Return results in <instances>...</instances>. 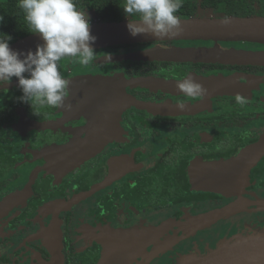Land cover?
I'll return each instance as SVG.
<instances>
[{
    "label": "flooded vegetation",
    "instance_id": "af4514ba",
    "mask_svg": "<svg viewBox=\"0 0 264 264\" xmlns=\"http://www.w3.org/2000/svg\"><path fill=\"white\" fill-rule=\"evenodd\" d=\"M19 9L0 0L9 44L33 34ZM176 15L264 17V0H183ZM150 49L157 55L122 57ZM95 51L87 66L59 62L76 82L71 110L32 109L15 77L0 85V264H179L264 227V150L253 155L264 146V44L159 39ZM189 75L206 94L177 89ZM237 203L219 221L196 222Z\"/></svg>",
    "mask_w": 264,
    "mask_h": 264
},
{
    "label": "clouds",
    "instance_id": "9594fccd",
    "mask_svg": "<svg viewBox=\"0 0 264 264\" xmlns=\"http://www.w3.org/2000/svg\"><path fill=\"white\" fill-rule=\"evenodd\" d=\"M119 6L132 36L151 33L171 38L180 34L181 18L176 13L183 0H121ZM18 7L25 13L28 31L39 33L43 43L35 51L23 53L10 47V35L0 33V85L15 77L22 91L18 99L32 109L39 106L71 110V103H66L70 82L59 71V62L71 58L87 66L98 59L93 47L96 36L90 32L87 12L77 0H18ZM220 23H231V17L224 16ZM104 58L111 59L109 55ZM176 87L189 98L207 91L191 75L178 81ZM235 102L243 106L248 101L237 94Z\"/></svg>",
    "mask_w": 264,
    "mask_h": 264
},
{
    "label": "water",
    "instance_id": "95a60500",
    "mask_svg": "<svg viewBox=\"0 0 264 264\" xmlns=\"http://www.w3.org/2000/svg\"><path fill=\"white\" fill-rule=\"evenodd\" d=\"M221 19H205V18H189L181 19L180 34L175 37L158 38L151 33L139 34L132 36L127 27V20L119 21H98L90 23V32L96 36L93 45L94 49H101L108 46L126 43L150 42L159 39H202L217 41H248L256 44H264V17H244L231 18V23L222 24ZM43 40L39 33H33L14 43L10 47L14 50L26 53L28 50L35 51L38 44H42ZM157 51L152 49L135 51L123 55V58H149L157 55ZM202 56H215L217 54L214 49H203L197 53ZM121 59L120 56H117ZM158 80L154 78H136L131 77L128 82L135 85H155ZM76 82L70 81L69 94L74 96V86ZM212 90H216L212 88ZM92 92V91H91ZM95 93H97L95 91ZM102 94V93H99ZM128 98V97H127ZM71 100V97H70ZM69 100V101H70ZM124 100V99H122ZM71 103V102H70ZM152 105H149L150 108ZM264 146L255 149L253 155L256 158L262 151ZM243 171L238 170V189L244 182L242 179ZM217 183V189H218ZM230 189V188H229ZM264 203V198H259L258 202ZM242 203H240V206ZM239 203L236 205H228L222 209L207 212L200 215L196 222L199 225L219 221L225 216L234 213ZM179 264H264V227L251 229L249 233L232 237L220 241L214 248H210L194 257H185L180 260Z\"/></svg>",
    "mask_w": 264,
    "mask_h": 264
},
{
    "label": "trees",
    "instance_id": "16d2710c",
    "mask_svg": "<svg viewBox=\"0 0 264 264\" xmlns=\"http://www.w3.org/2000/svg\"><path fill=\"white\" fill-rule=\"evenodd\" d=\"M121 0H77L79 7L93 9L102 19L108 21L122 20L123 9L119 6ZM21 16L25 15L22 9H19Z\"/></svg>",
    "mask_w": 264,
    "mask_h": 264
}]
</instances>
